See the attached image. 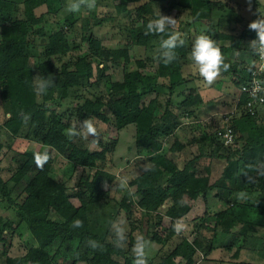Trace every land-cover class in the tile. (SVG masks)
Wrapping results in <instances>:
<instances>
[{"label": "trees", "instance_id": "trees-1", "mask_svg": "<svg viewBox=\"0 0 264 264\" xmlns=\"http://www.w3.org/2000/svg\"><path fill=\"white\" fill-rule=\"evenodd\" d=\"M22 1L24 17L13 19L12 2L0 0V25H9V31L0 37V80L5 84L10 102L9 117L3 123V129L13 137L23 135L27 141H36L39 137L42 144L65 156L75 167L93 172L75 186L68 187L51 175L50 156L43 168L38 169L34 162L37 152L15 153L16 168L11 180L15 184L16 195L0 177V202L2 209L10 213L5 219L0 218V240H5V229L11 230L15 223L30 230L32 243L27 245L24 255L11 257L0 253V264H77L79 261L89 264H133L135 255L129 248L122 250L114 243L115 239L106 240L114 217L120 211L125 213L132 228L143 220L142 217L148 224L149 215L155 213L159 220L156 227L164 225L168 229L165 239L153 233L150 240L164 242L168 248L160 249L157 261L146 257L147 264H195L199 259L197 240L192 244L184 239L175 241L173 245L170 242L174 238L179 239L175 226L190 212L189 202L214 186L226 203V208L214 216L217 224L229 217L232 224L237 222L240 226L264 229V207L251 200L245 202L236 198L229 201V194L233 192L264 191V122L258 123L264 106L258 108L255 115L238 109L230 118L228 126L236 135L235 145H224L215 132L194 136L199 152L186 159L181 167L176 160L186 145L177 138L170 144L166 141L180 126L181 117L192 115L203 104L199 93L185 88L189 79L182 74L187 53L191 51L196 36L187 38L182 35L185 43L175 49L177 60L165 65L162 61L157 62L156 58L162 51L161 40L167 35H145L147 23L158 17L159 12L177 19L175 28L169 29V32L179 31V0H147L138 5L129 4L140 0H117L116 11L124 20L117 25L118 28L122 25L121 30L127 36L114 47H104L100 38L94 36V26H99L105 19H97L92 24L82 19L79 30L75 32L73 23L67 28L50 29L47 33L42 26L37 27L33 30V36L38 34L45 41L42 52L35 58L31 56L34 46L30 45L32 38L29 30L42 21L47 11V1ZM186 1L191 4L193 0ZM199 1L207 5L211 0ZM200 10L204 11L200 8L197 14ZM81 43H87L90 51L78 53ZM133 46L143 47L154 54L135 61L136 66L146 72L152 69V73L145 76L148 80L146 91L142 92L139 88L127 91L125 83L115 81L105 86L102 80L104 71L110 63L121 67L126 64L125 69L128 68L129 50ZM39 56L46 59L37 61ZM95 69H98V75ZM231 69L236 70L234 67ZM248 70L249 66L237 70L232 78L235 88H240ZM35 75L45 78L51 75L54 86L41 95L42 101L35 103V110L23 115L19 110L20 97L31 93L29 86H32ZM101 82L103 90L99 88ZM93 85H97L99 95L83 98L75 103V108L66 109V113L60 111L70 89L82 87L85 90L89 88L86 86ZM147 93L153 94L148 100L144 98ZM232 94L236 93L233 91ZM174 95L180 96L176 102L172 100ZM79 98L75 97L76 100ZM157 108L163 109L159 115H156ZM24 116L28 119L25 120ZM87 118L100 121L104 126V129L96 128L97 137H88L98 146L95 149L80 145L83 136L70 139L66 135V129L73 125L79 129L81 120ZM110 123L118 131L133 124V150L142 166L133 179V198L126 189L123 196L115 201V213L108 214L103 222H99L91 215L96 206L108 198V189L104 188L102 182L112 176L107 170L97 167V162L115 151L118 139L106 137L105 128ZM166 142L168 150L164 151ZM3 145L0 141V150ZM220 160L224 162L221 176L215 183H210L211 162ZM245 173L253 178L249 185H244V181H247ZM201 174L206 177L200 186L197 178ZM135 197L138 198L136 203H130V198ZM74 198L79 205L72 202ZM165 202L169 205L160 215L158 210ZM76 221L81 222L79 226H76ZM130 242L133 243L132 237L129 245ZM259 252L264 256V248ZM180 258L184 263L176 261Z\"/></svg>", "mask_w": 264, "mask_h": 264}, {"label": "rangeland", "instance_id": "rangeland-1", "mask_svg": "<svg viewBox=\"0 0 264 264\" xmlns=\"http://www.w3.org/2000/svg\"><path fill=\"white\" fill-rule=\"evenodd\" d=\"M12 2V18H23L24 17V2L22 0H10ZM47 1V11L43 16L40 24H35L30 27V38H32L31 46V56L35 58L39 55L43 50V44L45 39L43 37L38 36L36 34L33 36V30L37 29V27L42 26L44 32L47 33L50 29H57L58 27L67 28V26L73 23L74 32L79 30L80 21L82 19L89 20L92 24L97 19H105L102 20V23L99 26H94V36L98 39L100 38L104 47H114L118 46L119 41L125 39L124 37L127 34L121 30L122 25L118 28V23L122 22V16L118 15L115 4L118 3L117 0H96V7L92 10L87 8H81V10L77 13H73L67 10V5L69 0H46ZM147 0H140L135 3H130L129 5H138L146 2ZM179 10L181 12L180 16V28L179 32L182 35L187 36L188 34H207L213 35L214 38H217V33L211 32L210 27L213 26L210 21H207L206 26L201 24L200 22H195L194 19L200 18H209L211 16L212 10L215 8H219L224 12V17H231V10H228L227 3L224 0H211L209 4L206 5L203 1L193 0L188 3L186 0H179ZM190 4V5H188ZM210 4H212L210 6ZM225 4V7L223 5ZM219 5V6H218ZM263 7V5L261 6ZM200 8H203L204 11H198ZM261 10V8H260ZM42 10L41 12H44ZM264 15V12H260ZM114 18V19H112ZM124 21V20H123ZM187 23V25H186ZM211 24V25H210ZM9 31V25L3 24L0 25V37ZM79 33V32H77ZM72 34V33H71ZM227 34V33H226ZM225 34V35H226ZM48 35V34H47ZM222 35V34H221ZM45 38V36H44ZM77 38V37H76ZM77 41L79 39L77 38ZM89 45L87 43H81L80 48L77 50L78 53L88 52ZM148 51V50H147ZM143 47L133 46L129 50L130 60L127 65L117 66L115 64H109V68L104 71V79L103 83L107 86L108 82L115 81L118 83H125L127 91H133L136 88L141 89L142 92L146 91L147 82L146 75L151 74L152 69H149L146 72L143 68H138L135 64L137 59H143L145 57L153 56V52L148 53ZM72 53H75L72 52ZM31 58V60H32ZM37 61H43L46 58L43 56H39L36 58ZM254 59V55L252 57V61ZM101 66H99L100 69ZM186 70H190L192 72L196 71L193 64L191 65L189 62L185 64L183 67L182 73L186 74ZM96 75L99 74L98 69H95ZM37 76V75H35ZM229 82V79H225ZM224 84V89L230 88L228 90H236L235 86L231 84ZM87 84V81H84ZM189 87H192V84H189ZM89 87L87 89H82V87H76L70 89L68 98L63 102V106L60 111L66 113V109L75 108V103L81 102L85 97L94 98L99 95V91L97 89V85L86 86ZM99 88L103 90V84L100 83ZM199 87L190 88L192 92H198ZM31 93L28 96L20 97V107L19 110L23 115H29V113L35 110V103H40L42 101L41 95H36L34 89V83L32 86H29ZM189 89V88H188ZM184 90V88H183ZM228 90L221 91L217 87L208 88L205 91V96L214 99L215 102L213 107L206 106L204 109H196L194 110V114L184 115L181 117V124L175 131V133L171 136V138H167V142L170 144L174 141L175 138L180 140L182 143L186 145V149L179 152L178 159L176 163L179 167H181L186 159L191 156L197 154L199 152L198 144H196L193 140L194 136H204L206 134H211L213 132L217 135V129L221 128L222 121L220 119L222 114L229 113L231 109L234 107V100H231L227 97ZM231 91V92H233ZM237 93V92H236ZM95 95V96H93ZM222 95V96H221ZM153 96L152 93H147L144 95L146 100L150 99ZM75 97H80L79 99H75ZM180 96L174 95L172 100L174 102L178 101ZM225 99V101H223ZM230 103L231 107H221L219 104ZM224 106V105H223ZM70 109V110H71ZM162 108H157L156 115L161 114ZM10 112V102L8 99V95L5 89V84L3 80H0V141L4 143L2 149L0 150V177L2 180L8 184L9 188L13 191V194L16 195L15 184L11 180V176L16 168V163L13 158L15 153H20L23 151L27 152H43L45 150L48 151L49 156L51 157V175L56 179L63 183H65L68 187L75 186L77 182L81 179L87 177L88 173H92L93 171L84 169L82 167H75L73 163L68 161L63 155H59L54 150H51L48 146L42 144L40 138L36 141L30 140L27 141L24 139L23 135L11 136L7 134V132L3 129V123L9 117ZM213 113V114H212ZM210 114V115H208ZM212 114V115H211ZM261 116L258 119V123L264 122V109L261 111ZM67 119V117H65ZM83 121V120H81ZM94 126L98 129H104V126L100 121L93 120ZM107 134L106 137L111 139H117V144L114 152H110L107 154L104 160L97 162V167L103 168L107 170L110 175L114 178H109L102 182L105 189H108V198L103 200L98 206H96L93 211L91 218L98 219L99 222H103L108 214H114L116 211V203L115 201L123 196L124 191L127 189V192L130 194L131 198H133V194L135 193V186L132 184L134 177L139 174L141 170V162L136 157V151L133 150V138L132 134L134 131L133 124H128L123 127L119 131L113 124H109L106 128ZM218 137V135H217ZM219 138V137H218ZM167 142L164 145L167 151ZM80 145H87L90 149L98 148V146L90 141L88 138L82 137L79 142ZM239 146V145H237ZM207 148V147H206ZM205 150V147H204ZM16 155V154H15ZM209 161V160H208ZM206 163V162H204ZM223 160L220 161H212V170L211 175L209 176V182L215 183V181L221 176V172L223 169ZM205 164H202V166ZM204 175V176H203ZM205 174H201L197 178L198 185L201 186V182L205 179ZM125 180V183H121V180ZM243 180V178H242ZM248 181H244V185H249ZM245 195L244 197H239L235 192L229 194V201L240 200L247 201L251 200L256 204H260L264 207V191L253 190V191H241ZM130 198V203H136L138 200L137 197L134 199ZM1 199V198H0ZM72 202L77 206L79 202L77 199H72ZM1 203V202H0ZM191 210L190 212L183 217L177 224L181 225L178 233V240L174 238L170 242L171 245L175 243V241H180L184 239L188 241L189 244H192L194 240L199 242V248L197 249V253L199 255V259L195 264H264V256L259 252V250L264 248V229L253 228L247 226H240L237 222L231 223V219L229 217L226 218L222 223H216L214 216L217 213L223 211L226 208V203L218 195V188L214 186L211 189H208L204 195H200L196 200L190 201ZM169 205L168 202H165L158 210L160 215H163L165 209ZM2 203L0 204V218L5 219L10 215L9 212L2 209ZM143 220L138 221V225L135 228L130 227L129 222L125 217V213L120 211L116 217H114V221L111 225V232L107 236L106 240L111 241L115 239L114 243L118 245L122 250L130 249L133 252V246L136 241L137 236L147 237L142 243L145 245L146 257L153 258L154 261H157L156 257L160 249L167 250L168 246H164L165 243H159L154 240H150L153 233H156L161 239H165L168 233V229L166 226L161 225L156 227V223L159 221L158 216L155 213L149 215L150 222L146 224L145 218L142 217ZM141 218V219H142ZM136 223V222H135ZM107 224V223H105ZM1 225V224H0ZM238 225V226H237ZM124 229V234L126 239L123 241H118L116 232L118 229ZM231 228V232L236 228L235 233L239 231V234L233 235V233L225 232L226 229ZM233 231V232H234ZM224 232V233H223ZM253 236V239L249 236ZM5 240H0V253L4 252L6 255L11 257L24 255L27 252V245L32 243V236L30 230L26 229L23 225H17L14 223L13 228L11 230L5 229L4 231ZM132 237L133 243L130 242L129 239ZM177 237V236H176ZM249 237V238H248ZM255 237V238H254ZM233 244L228 247L229 243L232 239ZM220 243H223L221 245ZM219 246L217 247L216 245ZM226 245H228L226 247ZM130 246V247H129ZM238 249L240 250L238 252ZM257 249V250H256ZM238 252V253H237ZM236 254V255H235ZM214 257L216 260L212 259ZM180 259L176 261L180 262ZM218 260V261H217ZM180 263H184V260H181ZM77 264H89L86 261H79Z\"/></svg>", "mask_w": 264, "mask_h": 264}, {"label": "clouds", "instance_id": "clouds-1", "mask_svg": "<svg viewBox=\"0 0 264 264\" xmlns=\"http://www.w3.org/2000/svg\"><path fill=\"white\" fill-rule=\"evenodd\" d=\"M87 8L92 10L96 7V0H69L67 10L73 13H77L81 8ZM176 20L171 16L162 15L159 12V16L149 20L146 25L145 35H167V38L161 40V50L157 56V62L162 61L165 65L171 64L177 60V53L175 49L184 45L185 41L182 39V33L179 31L169 32V29L175 28ZM249 30L256 33V39L251 41L249 46L252 48L254 54L264 58V18H258L248 25ZM190 59L196 69L199 77L202 78L206 85L211 86L217 78L221 75L222 71L226 72L230 68V64L225 62L224 55L221 49L217 46V42L211 36L206 34H200L195 37L190 51ZM34 83V89L36 94H46L47 90L54 86V77L48 75L46 78L37 75L32 78ZM254 93L264 92V80H255ZM27 120L28 117L24 116ZM66 135L71 139L77 136H83L88 138L89 136L95 138L98 135L97 129L94 126L93 120L87 118L80 122L79 129L76 125H73L66 129ZM95 142V141H93ZM49 160L48 151L37 152L34 154V162L38 169H42L44 164ZM246 179L249 183L253 181L252 177H248L245 173ZM121 183H125V180H121ZM239 197H244V193L237 194ZM76 226L80 225V221H76ZM176 230L179 231L181 225L177 224ZM117 240L123 241L126 239L124 229H118L116 232ZM143 236H137L135 244L133 246V253L135 259L133 264H147L145 245L142 243Z\"/></svg>", "mask_w": 264, "mask_h": 264}, {"label": "crops", "instance_id": "crops-1", "mask_svg": "<svg viewBox=\"0 0 264 264\" xmlns=\"http://www.w3.org/2000/svg\"><path fill=\"white\" fill-rule=\"evenodd\" d=\"M224 1L227 3L226 6H228L227 7L228 10H231L232 12L230 18L229 16L224 17V12L220 9V6L218 5L219 8L213 9L211 16L209 15V18L208 16L207 18H200V19L197 18L195 19L196 20L195 22H200L201 24H204L205 26H206L207 21H210L211 24H213V26L210 27V30H211L210 33L216 31L215 33H217L216 35L217 38H214L213 35H210V36L216 40L217 46L221 49V52L224 55L225 62L230 64L229 70L226 72L222 71L221 75L217 78V80L211 86L206 85L203 82L202 78L199 77L197 71L192 72L190 70L189 71L186 70L185 71L186 74L182 73L189 79L188 84L185 87L186 89L188 88L193 89L196 86L199 87L197 93L201 95L202 100H203V104L201 105L199 109H204L206 106L208 107L214 106L213 102H215V100L206 97L204 94L208 88L217 87L221 91L230 89V88H227V89L223 88L224 84H227L228 82L225 79H229L228 83L234 86V83L232 82V78L237 73V70L238 69L241 70L242 68L246 66H250V64L252 63V57L254 55V52L252 48L249 46V44L251 41L255 40L257 37L254 31L249 30L248 25L249 23H251L252 21L258 18H264V15L260 13V12H264V0H224ZM262 5L263 7H261ZM223 7H225V4L223 5ZM198 35L200 34L198 33ZM189 36H191V34H188L185 37L189 38ZM195 36L197 35L195 34ZM188 62L191 65L193 64L190 59V51H188L187 53L186 62L183 64V67L185 64H188ZM232 67L236 68V70L232 71L231 69ZM182 71H183V68H182ZM189 84H192L193 86L189 87L190 86ZM231 91L233 90H228L227 91L228 93L226 94H227V97L232 102L234 98H236V96L238 95L239 89L236 88V90H234V93L237 92L234 95L232 94L233 92ZM223 101H225V99H223ZM218 106L231 107L232 105H230V103H225V104L220 103ZM184 149H186V147ZM234 230L236 231V228L233 229V231ZM233 231L231 232V228H229V229H226L225 232L227 233L231 232L233 233V235H236L237 233L239 234V231L237 233ZM249 237L253 239L252 235ZM234 240L235 239L233 238L231 242L228 244L229 246L226 245V247L227 246L230 247L231 246L230 244H233ZM220 244L223 245V243H220ZM216 246L218 247L219 244ZM212 259L216 260L214 257H212Z\"/></svg>", "mask_w": 264, "mask_h": 264}, {"label": "built area", "instance_id": "built-area-1", "mask_svg": "<svg viewBox=\"0 0 264 264\" xmlns=\"http://www.w3.org/2000/svg\"><path fill=\"white\" fill-rule=\"evenodd\" d=\"M255 80H264V58L256 54H254V59L245 75V80L239 88V93L234 100L233 109L229 113L222 114L220 117L222 126L217 129V135L224 145H235L236 135L228 126V122L238 109H243L248 114L255 115L258 108L264 106V92H253ZM241 98L244 99L243 103H241Z\"/></svg>", "mask_w": 264, "mask_h": 264}]
</instances>
